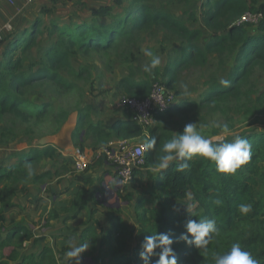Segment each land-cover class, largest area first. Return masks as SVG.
I'll list each match as a JSON object with an SVG mask.
<instances>
[{"label":"trees","instance_id":"trees-1","mask_svg":"<svg viewBox=\"0 0 264 264\" xmlns=\"http://www.w3.org/2000/svg\"><path fill=\"white\" fill-rule=\"evenodd\" d=\"M148 1L130 0L121 16L112 14L109 5H99L91 10L89 23L75 24L71 31L53 24L51 32L57 33L58 38L43 50V66L31 72L24 70V55L31 52L37 44L39 18L36 17L33 23L20 33H11L0 60V120L6 115H13L27 122L32 116H41L43 112L33 115L24 108L25 102L20 98L19 91L43 80L66 90L71 89L73 85L65 83L58 72L69 66V59L73 55L90 50L110 51L123 42L133 46L140 39L141 33L154 27L162 28L167 34L175 35L179 39V48L175 55L162 67L159 65L149 72L144 69L150 60L148 63L138 64L142 76L133 79V74L130 73L120 80L118 89L129 96L143 98L149 94L153 82L163 81L162 83L170 88L177 82L180 72L192 67H204L209 62V56L214 55L221 58L220 66L228 61L229 71L226 79L231 81L230 86L224 87L220 85L219 80H214L199 101L179 102L167 111L156 114L154 118L163 119L186 114L197 108H206L211 112L223 111L231 103H239L246 95L243 86L253 70L256 67L264 68V0L258 5L257 0H203L199 16L202 25L209 32V37L203 44L200 42L203 34L200 28L190 26L164 10L151 8ZM175 1L190 5L193 0ZM247 11L261 13L258 24L237 26V20ZM247 26H255L256 30L249 31ZM72 31L74 34L70 33ZM132 53L130 52V58ZM245 99L249 97L246 96ZM261 99L264 100V91L259 96V100ZM123 111L126 117L124 120H116L105 127L92 123L87 112L80 111L71 132L75 145L89 136L99 140L95 146H105L112 140L134 139L147 133L148 139H156V146L151 150H144L142 160L146 167L157 168L163 154L162 146L168 140L166 135L156 134L153 128L144 130L130 118L129 110ZM240 135L250 141L252 157L235 174L217 171L214 163L201 156H194L189 161L190 167L184 171H177L176 162L165 170L154 171L151 196L155 204L146 206V200L141 196L137 197L135 202V238L140 244L144 236L156 231L164 233L171 230L178 236L184 230L183 223L188 216L184 206H179V212L174 211L173 201L184 202L187 200V193H191L197 213V216L191 219H215L220 232L214 236L206 252L186 247L183 242L174 244L178 264H214L213 254L226 252L234 242L241 243L243 248L251 251L254 257L264 264V130ZM78 149L82 151L80 143ZM56 152V147L47 145L18 154L16 164L0 166V184L3 181L21 179L44 183L50 176L49 171L39 174L33 172L34 174L29 176L26 168L34 167L42 159L56 157ZM104 159L105 155L100 154L94 159L92 166L100 165ZM84 194L85 191L79 192L73 202L63 207L60 212L76 210ZM130 198V195L124 196L126 201ZM216 199H220L222 203L216 205L213 202ZM241 203H250L252 211L246 215L240 213L238 205ZM13 205L15 204L10 196L0 194V251L14 243L15 246L6 255L11 264H56L54 249L49 246H44L38 253L21 252L24 241L33 238V234L22 224L6 226L4 209ZM54 214L52 216H55ZM97 224V221H93V224L85 226L79 235L80 243H87L89 240L92 243L88 264H143L139 259L140 245L134 243L131 252H126L129 229L117 212L110 215L107 228L100 232L99 240L94 229ZM156 251L159 252V249ZM95 252L98 256L93 255ZM85 253L86 251L82 253L81 264H86ZM157 258L152 257L153 260Z\"/></svg>","mask_w":264,"mask_h":264},{"label":"rangeland","instance_id":"rangeland-1","mask_svg":"<svg viewBox=\"0 0 264 264\" xmlns=\"http://www.w3.org/2000/svg\"><path fill=\"white\" fill-rule=\"evenodd\" d=\"M45 1L46 2L42 4V10L37 15L40 20L37 44L31 49V52L24 55V70L26 72L34 71L36 68L43 66V50H45V47L56 42L58 38L57 34L51 32V26H53V24L62 26L65 30L71 31V25L67 24L69 18L74 19L77 16H87L90 9L92 10L94 6L98 7L99 5L107 4L113 9V14L121 16L124 8L130 4V0ZM257 1L258 3L256 5L263 0ZM4 2L7 4L8 1L6 2V0H4ZM202 2L203 0H193L190 5H182L175 0H149L148 5L151 8H158L179 17L190 26L200 28L203 33L200 42L203 44L208 39L209 32L200 21L199 13L201 11ZM246 28L249 31L256 30L255 26H247ZM70 33L74 34L73 31ZM139 38L140 39L133 46H130L127 42H123L119 43L118 46L110 51L90 50L85 53L81 51L73 55L69 59V66L62 68L58 72V75L65 83L73 85L71 89L66 90L54 83L43 80L19 91L21 92L20 98L25 102L23 106L26 110H29L33 115L39 112H43V114L39 117L32 116L27 122L13 115H6L0 120V161H4L2 164L7 160L14 165L17 163V160L13 161V158L18 157V154L26 153L33 148H43L47 146L40 144L39 139L58 134L64 122L72 112H87L89 120L92 123H99L103 127L107 126L105 120L108 117V111L112 113L113 111L117 112L123 110L112 106L113 101L119 95L125 94L118 89V83L121 79L129 76L130 73L133 74V79L140 78L142 76V70L138 67V64L144 62L148 63L151 59L145 55V49L151 50L154 55H158L161 58V63H165L169 61L170 57L175 55V51L179 48V39H177L175 35L167 34L159 27H154L150 31L141 33ZM130 52H133L131 58ZM220 60V57L211 55L209 56L208 64L204 67H192L180 72L177 82L170 87V89L175 92L178 100H180V102L199 101L201 95L207 90L211 82L220 80L221 78H227L229 63H227V61L225 65L220 66ZM263 91L264 68L256 67L243 86V92H246V95L239 103H231L229 107L223 111L211 112L206 108H197L186 114H179L163 119L154 118L153 121L144 128H153L156 134H165L168 140L181 132L185 124L189 122H195L201 134L209 138L223 136L219 128L212 127L214 123L223 124L226 122L230 130L238 134L261 131L264 130V100H259V96ZM246 96H248L249 99H245ZM92 119L95 121L93 122ZM75 123L76 119L73 120L71 125L73 127L68 131V134L66 133L67 135L63 136V140L58 139L59 141L56 142L57 139H55V142L48 145L56 147L57 152L58 150L64 151V149H67L68 152L71 151L73 155L74 153L72 151L79 148V143L80 146H82V151H79L80 153L85 152L89 154L90 151L86 150L89 149L88 147H93L95 151V147L98 146L95 145L99 140L92 136L84 137L82 140L78 141V145H75L74 140L71 138V131ZM147 139V136H143L119 141H123L125 144L133 147L138 144H144ZM232 139L233 137L231 135L226 137L228 142H231ZM85 147L87 148L85 149ZM45 159L40 160L34 167L31 166V169L36 173L44 167L43 165L47 166L50 162V170H46L50 172V176L46 181L54 180V183L61 180V178L65 176L63 174H73L74 178L83 180V176L85 177L93 168L91 167L92 164L90 165L88 161L86 167L82 171H76L73 159L70 157L66 158V162L63 161L64 163L62 162L60 165H58L59 163L57 162L54 164L51 163L55 158ZM26 170L28 171V168H26ZM155 170H157V168L146 167L143 163L142 167L135 170L133 180L127 185L118 186L117 190L112 189L111 184L105 183L108 187V191H103V188L102 191H99V188H101L100 180L99 182L95 180V185L99 187L96 188V191L92 192V196L94 197L96 194L95 198H98L100 202L109 203L113 208H117L120 211L124 210L126 207L130 208V210H132V208L135 210V202L139 196L146 200V206H153L155 200L151 196V181ZM90 180L93 181L94 179L91 178ZM84 182L88 183L89 181L87 180V182ZM34 184L37 183H32L28 181V179L3 181L0 184V194L10 196L11 199L15 197L14 199L18 201L28 188L31 189V191H35L34 189L39 187ZM39 192L40 191H37V194H39ZM125 195H130L131 198L126 201L124 199ZM110 196V199H106ZM115 196H118V200L115 199ZM184 202L177 200L174 202V205ZM19 203H21V201ZM18 210L23 218H25L24 209L20 205ZM51 210L46 214L52 216ZM116 212L118 213L117 210ZM46 214L43 213L39 221H36L41 224L39 229L46 225V222L43 221V217ZM127 222L128 226L131 227L132 219L129 218ZM39 229L38 232H34L36 235L41 233ZM38 238H41V236ZM37 243L38 245L42 244L40 241ZM30 244L32 245L33 243H23L21 252L26 253L30 249L35 248H30ZM14 246V243L8 245L0 254L4 256V254H7ZM90 251L91 249L89 248L85 253L87 254L84 257L86 264L89 263L90 257L88 253ZM93 255L98 256V253L95 252ZM5 259L6 257L4 260L0 261V264L11 263Z\"/></svg>","mask_w":264,"mask_h":264},{"label":"crops","instance_id":"crops-1","mask_svg":"<svg viewBox=\"0 0 264 264\" xmlns=\"http://www.w3.org/2000/svg\"><path fill=\"white\" fill-rule=\"evenodd\" d=\"M11 1L12 3H10V0H6L7 4H5L4 0H0V23L5 24L6 22H10L12 25L11 31H1L3 39L0 42V59H2V51L4 50L7 40H9V35L13 32L20 33L24 29L28 28L33 23V20L37 17L38 13L42 10V4L46 2L45 0H34L32 2L27 0ZM93 8H95V6ZM90 15L91 9L87 16H77L74 19L69 18L67 24L71 25L72 30L75 24L77 25L83 22L89 23L91 20ZM58 27L63 28L62 26ZM165 63H161L160 66L162 67ZM179 102L180 100L176 98V102L174 105L178 104ZM125 118L126 117L123 110L117 112L113 111L112 113L111 111H108V117L105 120V123L106 125H108L116 120H124ZM130 118L133 119L131 113ZM92 121L94 122L95 120L92 119ZM110 142L114 143L113 146H115L119 142V140H112ZM110 142H108L106 145H108ZM101 147L102 146H99V148L97 147L98 149L96 148L95 151L93 150V147H88L89 149H86L87 147H85V149L90 151V153L86 154L85 152H82L80 154H82V156L86 160H88L91 165L94 159H96L100 154H103V152H101ZM103 148L105 149L106 146H103ZM66 152H68L67 149H64V151L58 150V152H56V157H54V161H52L51 163L54 164L55 162H57L59 163L58 165H60L63 161L66 162V158L68 157L74 159L75 155L71 154V151L68 153ZM14 160L16 161L17 157H14L13 161ZM2 162L0 161V166H9L13 164L12 162L7 160H5L4 164H2ZM43 166L44 167H42L41 170L37 171L36 174H39L42 171L44 172L46 170H50V162L47 166ZM91 167H93L92 171H87L88 173L85 177L83 176V180L74 178L73 174H63L65 176H63L58 182L56 181V183L53 182L54 180H47L44 183L34 184L38 185L39 189H34L36 191L35 192L31 191V189L28 188V190L25 191L24 195L19 198L18 201L14 199L15 197L12 198V202L16 206L14 205L13 207H6L4 209L6 226L10 227L14 224H22L26 226L28 231L33 234V238L24 241V243L26 242L27 244L29 242H32L33 244H30V248H35L30 249L24 254L38 253L44 246H49L54 249V254L57 259L56 264H67L65 253L67 251L68 239L70 237H76L77 243H80L79 235L81 230L87 225H92L93 221H97L98 225H94V229L98 235L99 240L100 232L104 231L107 228L109 217L111 214L116 213V210L127 226V220L129 221V218L132 219V226H128L129 237L127 238V251L129 253L131 252V247L134 243L140 245V243L135 238L136 223L134 218V208L130 210V208L126 207L124 208V210L120 211L117 208H113L109 203L100 202L98 198H95L96 194L94 195V197L92 196V192L96 191V188L99 187L95 185V180H97V182H99L100 180L101 188H99V191H102V188L103 191H108V187L105 185V183L111 184L112 189L114 190H117L118 186L127 185L128 183L121 184L118 182L117 176L114 172V168L111 162L107 160V158H105L100 165ZM91 178L94 180L91 181ZM87 180L89 182L85 183L84 181L87 182ZM37 191H40L39 194H37ZM82 191H85V194L82 197L81 201L78 202L76 210L70 212H60L63 207L69 206L76 198L77 194ZM116 197L118 196H115V199ZM108 198L110 199L111 196L107 197L106 199ZM96 199L98 201H96ZM20 201L22 204L19 203ZM175 201L177 200H174L173 204ZM19 205L24 209L25 218H23L18 210ZM50 210L52 214L55 213V216H49L46 214ZM43 213L46 214L43 217V221L46 222V225L43 228L41 227L39 229L41 224L36 221H39ZM74 213L76 214L72 217ZM38 229L41 233L36 235L34 232H38ZM3 236L4 233L1 234V237ZM40 236L41 238H38ZM39 241L42 242L41 245H38L37 242ZM1 251L0 253H2ZM6 255L7 254H4L3 256V254H0V261L4 260Z\"/></svg>","mask_w":264,"mask_h":264},{"label":"clouds","instance_id":"clouds-1","mask_svg":"<svg viewBox=\"0 0 264 264\" xmlns=\"http://www.w3.org/2000/svg\"><path fill=\"white\" fill-rule=\"evenodd\" d=\"M145 55L150 57L149 65L145 66V71L149 72L161 63V58L154 55L149 49H145ZM220 85L224 87L230 86L231 81L226 78L219 80ZM214 128H219L223 133L221 137L209 138L201 134L197 129L195 122L185 124L183 130L171 139L167 140L162 146V155L160 156L157 170L162 171L169 167L170 164L176 162L177 171H184L190 167L189 161L194 156H201L207 161L214 163L216 170L222 173L235 174L237 170L247 164L252 157V145L250 141L238 133H233L228 123H214ZM233 137L231 142L226 137ZM156 146V139L146 140L142 145L144 150H151ZM104 151L103 146L101 152ZM33 170L28 167V175L32 176ZM216 205H220L222 201L216 199L213 201ZM179 205L184 206L188 218L183 223V231L178 235H174L171 230L160 233L154 232L144 236L141 241L139 259L143 264H178V255L174 244L183 242L186 247L195 248L203 251L208 250V246L212 242L214 236L218 235L220 228L215 219L207 217L202 219H191L196 217L194 198L191 193H187V200L178 205L173 206V210L180 211ZM242 214H248L252 211L250 203H241L238 205ZM92 246L91 241L87 243H77L76 237H70L67 241V251L65 253L67 264H81L82 253ZM159 249V252L156 250ZM158 258L153 260L152 257ZM214 264H262L256 259L253 253L242 247L241 243L234 242L230 249L223 253L213 254Z\"/></svg>","mask_w":264,"mask_h":264},{"label":"built area","instance_id":"built-area-1","mask_svg":"<svg viewBox=\"0 0 264 264\" xmlns=\"http://www.w3.org/2000/svg\"><path fill=\"white\" fill-rule=\"evenodd\" d=\"M34 1V0H27ZM10 3L12 1L10 0ZM262 15L260 12L247 11L237 20L236 25L242 24H258ZM11 31L12 25L10 22L5 24L0 23V42L3 39L1 31ZM176 94L170 88L166 87L162 82L155 81L152 84L150 92L143 98L129 96L127 94L119 95L113 101V107L117 109H127L131 112L133 120L143 128L148 126L154 119V116L160 112L167 111L174 106L176 102ZM146 130V128H144ZM147 134V133H146ZM147 136V135H146ZM114 143H109L103 151L105 158L109 160L114 168L117 180L121 184L130 183L135 176V170L143 165L142 156L144 149L143 144L129 146L123 141H119L115 146ZM75 155L73 159L74 168L76 171H82L87 163L79 150L72 151Z\"/></svg>","mask_w":264,"mask_h":264},{"label":"water","instance_id":"water-1","mask_svg":"<svg viewBox=\"0 0 264 264\" xmlns=\"http://www.w3.org/2000/svg\"><path fill=\"white\" fill-rule=\"evenodd\" d=\"M74 119H76V123H77L78 113L76 111L72 112L68 116L67 120L64 122V124L61 127V130H60V132H58V134H53V135H49L47 137L40 138L39 143L44 146V145H48L52 142H55L54 141L55 139H57L56 142L59 141L58 139H63V136H65L66 133H68V130H69L70 126L72 125ZM76 123H75V125H76ZM75 125H74V127H75ZM73 129H72V131H73ZM116 199L118 200V197H116Z\"/></svg>","mask_w":264,"mask_h":264},{"label":"bare ground","instance_id":"bare-ground-1","mask_svg":"<svg viewBox=\"0 0 264 264\" xmlns=\"http://www.w3.org/2000/svg\"><path fill=\"white\" fill-rule=\"evenodd\" d=\"M72 127H73V126H70L69 130H71ZM69 130H68V131H69ZM67 134H68V133H67ZM67 134H66V135H67ZM62 140H63V139H62ZM62 142H63V141H62Z\"/></svg>","mask_w":264,"mask_h":264}]
</instances>
